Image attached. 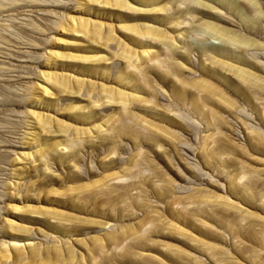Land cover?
Instances as JSON below:
<instances>
[{"label": "rangeland", "instance_id": "374dc122", "mask_svg": "<svg viewBox=\"0 0 264 264\" xmlns=\"http://www.w3.org/2000/svg\"><path fill=\"white\" fill-rule=\"evenodd\" d=\"M0 206V264H264V0H0Z\"/></svg>", "mask_w": 264, "mask_h": 264}, {"label": "bare ground", "instance_id": "6f19581e", "mask_svg": "<svg viewBox=\"0 0 264 264\" xmlns=\"http://www.w3.org/2000/svg\"><path fill=\"white\" fill-rule=\"evenodd\" d=\"M152 34H153V33H152ZM5 150H6V152H9V150H10V146L7 147ZM1 208H2V207L0 206V213H1Z\"/></svg>", "mask_w": 264, "mask_h": 264}]
</instances>
